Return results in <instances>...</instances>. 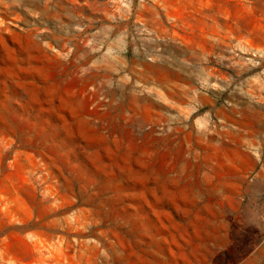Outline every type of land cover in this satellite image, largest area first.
I'll return each instance as SVG.
<instances>
[{
    "label": "rangeland",
    "instance_id": "374dc122",
    "mask_svg": "<svg viewBox=\"0 0 264 264\" xmlns=\"http://www.w3.org/2000/svg\"><path fill=\"white\" fill-rule=\"evenodd\" d=\"M0 264H264V0H0Z\"/></svg>",
    "mask_w": 264,
    "mask_h": 264
},
{
    "label": "built area",
    "instance_id": "2783aa9c",
    "mask_svg": "<svg viewBox=\"0 0 264 264\" xmlns=\"http://www.w3.org/2000/svg\"><path fill=\"white\" fill-rule=\"evenodd\" d=\"M110 2L116 7L121 9L130 10L133 4H137L138 6H143L148 2V0H110Z\"/></svg>",
    "mask_w": 264,
    "mask_h": 264
}]
</instances>
